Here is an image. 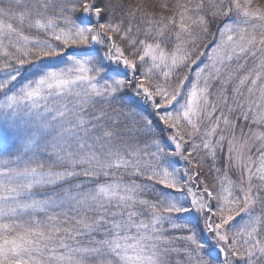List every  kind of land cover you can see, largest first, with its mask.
Masks as SVG:
<instances>
[{"label":"snow or ice","instance_id":"6c2138e0","mask_svg":"<svg viewBox=\"0 0 264 264\" xmlns=\"http://www.w3.org/2000/svg\"><path fill=\"white\" fill-rule=\"evenodd\" d=\"M0 264H264V0H0Z\"/></svg>","mask_w":264,"mask_h":264},{"label":"rangeland","instance_id":"374dc122","mask_svg":"<svg viewBox=\"0 0 264 264\" xmlns=\"http://www.w3.org/2000/svg\"><path fill=\"white\" fill-rule=\"evenodd\" d=\"M229 93H230V92H229ZM229 95H230V94H229ZM238 122H239V121H238ZM238 122H237V123H238ZM238 126H239V127H243V126L241 125V122L238 123ZM243 128H244V127H243ZM244 131L247 132V129L244 128ZM237 134L239 135V130L237 131ZM182 165H183V161H181L180 164H179L178 166H182ZM212 175H213L212 173H209V175H208L207 177H205V179H206L209 183H212V182H213V180H212ZM233 179H235V176H233Z\"/></svg>","mask_w":264,"mask_h":264},{"label":"trees","instance_id":"16d2710c","mask_svg":"<svg viewBox=\"0 0 264 264\" xmlns=\"http://www.w3.org/2000/svg\"><path fill=\"white\" fill-rule=\"evenodd\" d=\"M132 2H144V3H151L152 2V0H132ZM215 29H213V31H214ZM229 94H231V93H229ZM133 106H135V105H133ZM239 122H241V125L244 127V121L243 120H240ZM238 122V123H239ZM245 129H247L246 127H244ZM218 166H223L222 164H219ZM175 259H183L182 257H174Z\"/></svg>","mask_w":264,"mask_h":264}]
</instances>
